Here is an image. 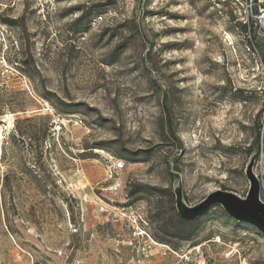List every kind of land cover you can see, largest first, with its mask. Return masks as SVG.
I'll return each instance as SVG.
<instances>
[{"label":"rangeland","instance_id":"obj_1","mask_svg":"<svg viewBox=\"0 0 264 264\" xmlns=\"http://www.w3.org/2000/svg\"><path fill=\"white\" fill-rule=\"evenodd\" d=\"M244 6L0 0V264H185V244L264 264L255 226L221 205L187 223L174 191L245 196L258 150L264 193V39Z\"/></svg>","mask_w":264,"mask_h":264},{"label":"water","instance_id":"obj_2","mask_svg":"<svg viewBox=\"0 0 264 264\" xmlns=\"http://www.w3.org/2000/svg\"><path fill=\"white\" fill-rule=\"evenodd\" d=\"M258 150H256L246 167V175L250 186L247 194L242 196L235 191L216 189L196 204H189L184 197L183 182L179 179L174 186L176 208L185 220H194L207 214L215 205L223 209L238 222L255 226L264 234V200L262 199V184L254 167Z\"/></svg>","mask_w":264,"mask_h":264},{"label":"built area","instance_id":"obj_3","mask_svg":"<svg viewBox=\"0 0 264 264\" xmlns=\"http://www.w3.org/2000/svg\"><path fill=\"white\" fill-rule=\"evenodd\" d=\"M235 1L240 2V0ZM243 2L245 3L244 11L250 36L253 37L252 35L257 33L264 39V0H243ZM253 29L256 31L254 34H252ZM126 166L127 162L122 158L109 160L106 166L108 177L115 178ZM261 196L264 200V193H261ZM217 241L220 242V240ZM202 246L203 244H198L191 247L190 244H185L184 247L180 249V256L185 264H208L212 260L211 255L204 251ZM150 249L151 245L145 248L144 253L146 257L150 256ZM235 256H237L235 264H250L249 260H247L239 250V244L231 246L230 249L225 252V257L229 260L233 259Z\"/></svg>","mask_w":264,"mask_h":264},{"label":"trees","instance_id":"obj_4","mask_svg":"<svg viewBox=\"0 0 264 264\" xmlns=\"http://www.w3.org/2000/svg\"><path fill=\"white\" fill-rule=\"evenodd\" d=\"M256 137H257V140L259 141L260 138H261V132H260V130H259V132H257V136H256ZM258 148H259V147H258ZM259 149H260V148H259ZM194 220H196V219H194ZM194 220H185V219H184V221L187 222V223L192 222V221H194Z\"/></svg>","mask_w":264,"mask_h":264},{"label":"bare ground","instance_id":"obj_5","mask_svg":"<svg viewBox=\"0 0 264 264\" xmlns=\"http://www.w3.org/2000/svg\"><path fill=\"white\" fill-rule=\"evenodd\" d=\"M0 131H1V128H0ZM3 131V130H2ZM4 135H3V133H1V135H0V146L3 144V140H4Z\"/></svg>","mask_w":264,"mask_h":264}]
</instances>
